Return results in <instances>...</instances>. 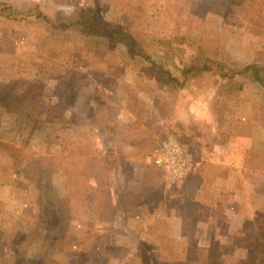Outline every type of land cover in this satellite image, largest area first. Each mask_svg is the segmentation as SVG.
<instances>
[{
    "label": "rangeland",
    "instance_id": "obj_1",
    "mask_svg": "<svg viewBox=\"0 0 264 264\" xmlns=\"http://www.w3.org/2000/svg\"><path fill=\"white\" fill-rule=\"evenodd\" d=\"M13 1L0 0V6ZM25 1L53 6L64 14L85 5L94 7L100 17L121 27L135 43L137 39L139 48H148L150 57L176 76L180 64L194 56L198 40L201 43L205 38L204 50L211 56H218L223 44L225 64L233 68L242 88L238 90L227 79L200 76L189 85L190 93H179L149 68L151 61L133 53L118 36L90 51L86 42L72 34L49 32L41 23L29 20L10 22L0 13V40L4 42L0 41V63H12L17 70H44L46 87V123L40 128L41 121L36 122L39 128L29 136L21 135L26 130L19 124H7L6 116H0V170L6 172L7 186L14 183L17 187L14 194L26 212L35 209L29 227L25 221L23 228L12 234L9 226L0 228V264H14L18 254L27 259L20 258L17 264H42L45 260L136 264L138 258L141 264H264V127L249 123L253 117L264 124V88L258 81L264 72V0H65L60 5L54 0ZM174 34L187 38L186 42L178 46L167 43ZM214 37L221 42L211 39ZM22 56L38 64L24 67ZM58 62L62 66L59 71H66L64 77L71 76L74 82L69 100L61 98L63 89L55 90L58 71L54 66ZM251 65L256 68L247 69ZM242 70L243 75L239 74ZM240 92L257 104L239 99ZM64 95L68 98L69 92ZM186 98L192 100L193 109L205 101L208 113L212 106L217 112H226L231 120H237L232 125L236 132L253 133L254 144L242 148L243 156L237 158L242 178L250 187L248 195L254 190L253 205L227 200L218 184L212 190L216 196H204L213 206L206 203L204 209L197 208L198 184L210 192L212 179L206 171L199 180L194 173L198 158L188 147L194 135L191 127L196 124L202 131L216 121V115H197L190 118V124H183L188 114L179 112ZM242 120L249 122L242 124ZM166 136L179 142L188 160L180 180L153 162V148ZM144 177L158 182L149 184ZM142 186L153 187L155 193L151 194L156 197L141 193L145 214L162 220L150 224L148 218L136 222L129 217L126 207H134L135 190L141 191ZM24 188L30 191L25 193ZM102 188H107L108 195ZM245 188L239 185L235 194L239 196ZM168 199L173 201L167 203ZM164 202L167 213L174 208L178 217L170 227ZM57 205L63 218L55 231L54 226L45 229L42 209L53 215ZM182 217L191 223L185 222L181 228ZM207 217L210 219L199 228V220L193 226L192 221ZM52 232L61 238L48 239ZM139 236L145 244L139 241L140 250L136 251Z\"/></svg>",
    "mask_w": 264,
    "mask_h": 264
},
{
    "label": "trees",
    "instance_id": "obj_2",
    "mask_svg": "<svg viewBox=\"0 0 264 264\" xmlns=\"http://www.w3.org/2000/svg\"><path fill=\"white\" fill-rule=\"evenodd\" d=\"M230 1L233 2V0H228L227 2ZM53 2L60 5L65 4L67 1L54 0ZM0 13H2L6 17L7 21L10 22L17 21L20 23L22 21L26 23L27 20H29L31 22L41 23L49 32L52 31L53 33L72 34L80 41L86 42V48L90 51L94 50L97 44L110 39L112 36H118L125 45L131 47L133 53L140 55L145 61H151L149 68H154L155 72L161 74V81L163 79L166 80L165 82L169 84L167 86L169 89L176 90L187 84L191 85L194 78H199L200 76H213L215 79H227L228 82L235 85L238 90L242 88V83H238L234 77L233 68H230L225 64L223 57V55L227 52L225 46L223 44L220 46L218 56H216V54L215 56H211L201 49V43L202 41H205V38L200 41L201 43H199L198 40L197 43L199 45L193 46L195 49L194 56H191L188 62L180 64L179 74L176 76L163 65L164 63L160 65L157 61L153 60L148 53V48H139L137 39L135 43V41L131 40L129 35L121 27L110 22H106L102 17H100L94 7L85 5L76 8V10L70 14H64L56 10L53 6L44 7L38 2L35 3L25 0H14L13 3L11 2L4 6H0ZM221 18H223V14H221L220 19ZM211 39L216 40V42L218 41L219 43L221 42L216 37ZM186 40L187 38H184L182 35L174 34L171 35L167 43L171 44L174 42L178 46L185 43ZM154 41L152 40V43L159 42L160 44H163L162 40ZM54 67L57 68L58 71V74L56 75L58 78L57 87L55 90L60 91L63 89V95H61V98L69 100L72 97V91L74 88L72 77H67L68 75L64 77L66 71H59L61 70L60 67H62L60 62H58V64ZM26 68L27 67L17 70L12 63L7 66L0 63V78L4 77V79H0V116H6L4 121H6L7 124L17 123L19 124V128L26 130V132H22V136L25 134L26 136H29L32 134V130L38 129L39 127L35 126V123L39 122V120L42 123L40 128L43 126V123H46V119L44 120L45 109L43 107L45 105L44 94L46 87L44 81L42 80L45 72L40 68H32L33 72H30ZM248 68L254 69L256 67L251 65L247 67V69ZM247 69L244 68V70ZM66 70L71 72L69 67ZM244 70L240 71L239 74L243 75L245 73ZM65 92H69L68 98L65 97L67 96L64 95ZM53 114L55 115V112ZM56 114L58 115V113ZM43 192L44 189L40 192L44 200L45 193ZM54 207L57 211L55 210L53 215H51L50 212L46 213V209L43 207L42 217H46L45 229L47 226H54L55 231L57 225L61 222L63 215H61L62 210L60 206L57 205ZM47 237L48 239L54 241L61 238L60 235L55 236L53 232L52 235ZM20 258L23 260L27 259L26 257L18 254V256L14 259V264L15 262L16 264L19 263ZM40 260L43 259L40 258ZM42 264L57 263L45 260ZM62 264L66 263L62 261Z\"/></svg>",
    "mask_w": 264,
    "mask_h": 264
},
{
    "label": "crops",
    "instance_id": "obj_3",
    "mask_svg": "<svg viewBox=\"0 0 264 264\" xmlns=\"http://www.w3.org/2000/svg\"><path fill=\"white\" fill-rule=\"evenodd\" d=\"M0 41L4 45V42L2 40H0ZM1 43H0V46H2ZM25 43L28 47L29 46L31 47V45H32L31 42H29V41H26ZM203 43H204V41H203ZM203 43H201V49L202 50L205 49L204 48L205 46ZM10 56L13 59H15V57L13 56V53H11ZM22 57L24 59V62H23L24 67H25V65H37L38 64L37 62H35V63L30 62L29 58H25L24 56H22ZM42 61H43V57H41V59H40V62H42ZM190 86L187 84V85H185V87H181V88H178L176 90H178L179 93H182V91H184L186 94H188V93H190V91H192L191 90L192 88ZM187 89L190 91H187ZM243 93H246V92H240L239 93V95H240L239 99H242V101L253 103L254 105L257 104L255 101H251V100L245 98L243 95H241ZM206 101H207V99H206ZM192 103H193L192 100H190L189 98H186V100L184 102V106L182 105V102L180 104L183 107L179 113L188 114V116L185 117V120H182L183 124H186L188 122L190 124V118L191 117L193 118L194 116H197V115H202L204 117L207 116L209 108L205 105L206 104L205 101H204V104L202 103V105L200 106L199 109H193L191 106ZM178 107H179V105H178ZM184 107H185V110L183 109ZM214 110L215 109L212 106L210 112H212L216 115V118L214 119L216 121L213 124H209V125L205 126V128L203 127L202 131L199 130L200 128H198L199 126H197L196 124L193 127H191L192 133L194 135L190 136L191 142L189 143L188 147L193 149V152H194L193 154L195 155L196 158H198V160L196 161V166L194 168L195 169L194 173L198 174L197 179L199 180V178L203 179L202 172L206 171L207 176L212 179V189L210 190V192L209 191L206 192L203 190V184L202 183H200L201 186L198 184L197 189H196L198 198H197V200H195L198 203L197 208L201 209L203 206H206V203H207V205L213 206L210 203V199L207 197H204V196L208 195V193L216 196L215 193H212V190L215 191V187L218 184L221 185V188H219V189L221 190L222 193H224L226 195L227 200L230 199V201H233V202L237 201V203L239 205L244 204V206L249 207V206L253 205V195H254L253 194L254 190L252 189L253 184H252V188H251L252 189L251 193L248 195V193L250 192V189H249L250 187H249V185L245 184L246 181L244 178H242V174H241L242 168H241V166L237 165V158H241L243 156V153L241 150L242 148H247L248 146H246V145L251 146L252 144H254L253 143L254 138L252 136L253 133L247 134L245 132L244 133L243 132H236L234 129L235 127L232 125L237 124V120H233V119L231 120V117H228L226 112H222V111L217 112L216 110L215 111ZM261 110L262 109L260 107L259 111H261ZM172 114H176V113L174 112ZM218 115L221 117L220 119L217 118ZM261 117L263 118V116H261ZM251 118H252L251 122L246 121V120H242L243 122H240V123L245 124V123L249 122V123H251V126L256 127V128L264 127L263 126L264 124H262L263 122H261V121L256 122L253 117H251ZM198 123H204V121L203 122L199 121ZM188 126H190V125H188ZM195 127H197V128H195ZM88 131H90V130H88ZM248 157L246 155H244L243 158H248ZM202 158L205 160H203ZM210 173H212V174H210ZM4 174H6V172L0 170V228H3L5 226H9L10 227L9 232H10V234H12V231H13V233H14V231H18L16 228H18V227L23 228V226L25 225V221H27L25 227L26 228L29 227V220H31L32 217L35 218L34 214H33L35 209L31 208V209H28V212H26V210H25L26 207L24 206L22 201L19 198H17L18 195L14 194V191H16L15 188H17V187L15 186L14 183H10L9 186H7V183H6L7 180L5 179L6 177ZM93 178H94V176H93ZM144 178L147 181V183H149V184L154 182V181L158 182L156 180V178H153V179H151L152 177L151 178L148 177L149 179H146V177H144ZM239 185H245L246 191L241 193L239 196H237L235 194V192L237 193L238 189H236V188H238ZM235 186H236V188H235L236 190L233 189ZM138 187H140V186H138ZM146 187L147 186H142L141 191H139L140 188L139 189L136 188V190H135L136 191V204H134L133 208L126 207V209H129V210H127L129 217L136 219V222L137 221L142 222L143 217H145V218H148V221L151 224L154 221H156L157 219H161L162 217L161 218H155V217L151 218V216H150L151 214H145L146 211L144 210V207L146 205L145 204L143 205L141 203V201H142V198H140L141 193L143 192V194L148 195L145 197H148L150 199L151 198L156 199L154 194H151V192L155 193V191L153 190V187L149 188V189ZM156 188H157V186H156ZM102 189H104L107 192V188H102ZM163 189L164 188L160 189V191H163ZM200 189H202L204 193ZM18 190H21V189L18 188ZM151 190H153V191H151ZM23 191L25 193H28L30 191V189L24 188ZM33 193L35 196L38 197L37 192H33ZM108 193L109 192H107V195H108ZM257 197L259 198L260 196L258 195ZM212 198H215V197H212ZM215 199H217V198H215ZM172 201H173V199H168L167 203H169V202L171 203ZM216 201H219V199H217ZM167 203L164 202L163 205L166 208L165 219L167 218V219H169V221H171V224L168 225V227H170L173 225L174 220L177 219L178 217L176 216V213L174 212V208H173V212L171 214L167 213ZM203 209H204V207H203ZM2 215L3 216L7 215L8 217L3 218V217H1ZM207 218L203 219V220L197 219L196 220L197 222L192 221L193 226L195 225V223L197 225L198 220H199V223L197 226V228H199L202 224H205L206 221H208L210 219L209 217H207ZM180 222H181V228L186 225V224L184 225L185 222L187 224L191 223V221L186 220L185 217L184 218L182 217L180 219ZM92 224L96 225V223H94V222H92L91 225ZM95 225H93V226H95ZM92 230H90V231H92ZM90 231H88V232H90ZM85 232L87 233V231H85ZM98 233H100V232H98ZM139 239H140V236H139ZM139 239H137L136 251L140 250V245H139L140 242L145 244L144 240H142V239L139 240ZM87 247H86V249H87ZM13 253H14V251H13ZM14 256H15V254H14ZM14 259H15V257H14ZM139 259L140 258L136 259V264H141Z\"/></svg>",
    "mask_w": 264,
    "mask_h": 264
},
{
    "label": "built area",
    "instance_id": "obj_4",
    "mask_svg": "<svg viewBox=\"0 0 264 264\" xmlns=\"http://www.w3.org/2000/svg\"><path fill=\"white\" fill-rule=\"evenodd\" d=\"M153 162L176 180L183 178L188 164L182 147L172 136H166L153 148Z\"/></svg>",
    "mask_w": 264,
    "mask_h": 264
},
{
    "label": "flooded vegetation",
    "instance_id": "obj_5",
    "mask_svg": "<svg viewBox=\"0 0 264 264\" xmlns=\"http://www.w3.org/2000/svg\"><path fill=\"white\" fill-rule=\"evenodd\" d=\"M260 85L264 88V72H263V76H262V80H258Z\"/></svg>",
    "mask_w": 264,
    "mask_h": 264
}]
</instances>
